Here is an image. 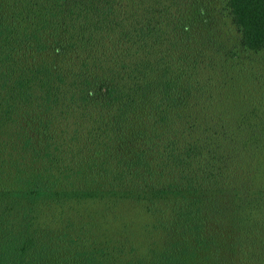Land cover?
Masks as SVG:
<instances>
[{"label": "trees", "instance_id": "1", "mask_svg": "<svg viewBox=\"0 0 264 264\" xmlns=\"http://www.w3.org/2000/svg\"><path fill=\"white\" fill-rule=\"evenodd\" d=\"M259 69L264 0H0V264H264ZM129 174L145 241L58 212Z\"/></svg>", "mask_w": 264, "mask_h": 264}, {"label": "rangeland", "instance_id": "2", "mask_svg": "<svg viewBox=\"0 0 264 264\" xmlns=\"http://www.w3.org/2000/svg\"><path fill=\"white\" fill-rule=\"evenodd\" d=\"M259 73L260 82L263 84L249 86L246 94L248 103L250 102L254 108L253 111L256 114L264 115V71L259 69ZM246 106L245 104L244 108ZM120 176L122 177H118L119 182L122 185L128 184L134 192L129 191L128 195L123 196V193L126 192L118 191L120 189H117L119 186L117 185L114 195L105 194L104 198L97 196L88 202L84 200L69 201L67 205L59 207L58 212L62 213L67 209H81V211L90 209L95 213V221L93 222L97 223L99 232L104 236L121 240L145 241L148 239L155 222L157 202L147 199V193L141 192L140 184L142 182L137 175ZM258 179L264 184V158L261 162V173ZM113 180L114 175L111 176V181L113 182Z\"/></svg>", "mask_w": 264, "mask_h": 264}]
</instances>
